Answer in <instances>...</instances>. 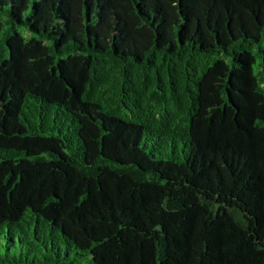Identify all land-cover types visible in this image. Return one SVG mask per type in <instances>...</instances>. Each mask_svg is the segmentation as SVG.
Here are the masks:
<instances>
[{"label":"trees","instance_id":"trees-1","mask_svg":"<svg viewBox=\"0 0 264 264\" xmlns=\"http://www.w3.org/2000/svg\"><path fill=\"white\" fill-rule=\"evenodd\" d=\"M0 264H264V0H0Z\"/></svg>","mask_w":264,"mask_h":264}]
</instances>
